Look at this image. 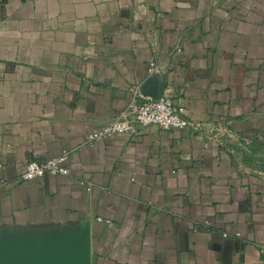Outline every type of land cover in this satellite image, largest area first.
Returning a JSON list of instances; mask_svg holds the SVG:
<instances>
[{
  "label": "crops",
  "instance_id": "crops-1",
  "mask_svg": "<svg viewBox=\"0 0 264 264\" xmlns=\"http://www.w3.org/2000/svg\"><path fill=\"white\" fill-rule=\"evenodd\" d=\"M150 81L199 128L90 143ZM255 137L264 0H0V264H264ZM63 153L69 175L21 182Z\"/></svg>",
  "mask_w": 264,
  "mask_h": 264
},
{
  "label": "built area",
  "instance_id": "built-area-1",
  "mask_svg": "<svg viewBox=\"0 0 264 264\" xmlns=\"http://www.w3.org/2000/svg\"><path fill=\"white\" fill-rule=\"evenodd\" d=\"M148 71L150 77L160 76L163 72L162 65L153 58L149 62ZM174 97L175 91L171 86H168L158 97L146 96L141 94L139 89H134L129 105L112 121L107 122L101 129L89 135L90 143L99 142L115 135L138 133V131L149 127H157L162 131L199 128V125H195L188 117L185 108L175 104ZM231 134L229 127L219 126L215 128L213 139L221 141L224 137H230ZM253 139H244L241 146L250 152L255 142L264 144L263 137ZM247 154L252 156V153ZM46 173L53 176L69 175L68 155L63 153L54 158L28 162L20 180L23 183H30L42 178ZM224 236L227 237L228 234L225 233Z\"/></svg>",
  "mask_w": 264,
  "mask_h": 264
},
{
  "label": "water",
  "instance_id": "water-1",
  "mask_svg": "<svg viewBox=\"0 0 264 264\" xmlns=\"http://www.w3.org/2000/svg\"><path fill=\"white\" fill-rule=\"evenodd\" d=\"M150 78L157 80L158 76H153ZM157 87H158V82L150 81L140 90V93L143 95H146L147 93L146 96L156 97ZM18 264H33V263L32 261H28V262H18ZM54 264H72V263H54ZM73 264H88V263L86 262L85 257H82L76 263Z\"/></svg>",
  "mask_w": 264,
  "mask_h": 264
}]
</instances>
